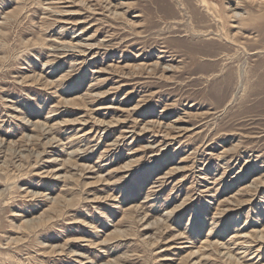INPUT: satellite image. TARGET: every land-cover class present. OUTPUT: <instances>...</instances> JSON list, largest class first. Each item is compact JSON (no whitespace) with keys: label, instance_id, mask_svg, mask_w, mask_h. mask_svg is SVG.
Returning <instances> with one entry per match:
<instances>
[{"label":"rangeland","instance_id":"rangeland-1","mask_svg":"<svg viewBox=\"0 0 264 264\" xmlns=\"http://www.w3.org/2000/svg\"><path fill=\"white\" fill-rule=\"evenodd\" d=\"M209 1L0 0V264H264V0Z\"/></svg>","mask_w":264,"mask_h":264},{"label":"bare ground","instance_id":"bare-ground-1","mask_svg":"<svg viewBox=\"0 0 264 264\" xmlns=\"http://www.w3.org/2000/svg\"><path fill=\"white\" fill-rule=\"evenodd\" d=\"M199 1L201 3L202 7H204V9L206 10V12L211 13L213 11L211 16L213 17L215 22L220 23L221 21H223V15L219 14L217 6H212L209 0H199ZM165 14L167 16H170V17H173L175 15V13L171 12L169 9L165 10ZM205 21H206L205 17H202L199 20L200 24L205 23Z\"/></svg>","mask_w":264,"mask_h":264}]
</instances>
